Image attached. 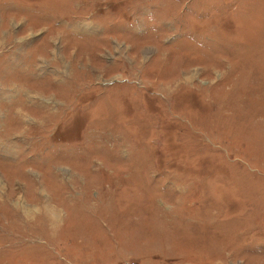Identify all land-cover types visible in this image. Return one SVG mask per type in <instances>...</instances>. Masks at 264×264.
Segmentation results:
<instances>
[{
    "label": "rangeland",
    "instance_id": "obj_1",
    "mask_svg": "<svg viewBox=\"0 0 264 264\" xmlns=\"http://www.w3.org/2000/svg\"><path fill=\"white\" fill-rule=\"evenodd\" d=\"M0 264H264V0H0Z\"/></svg>",
    "mask_w": 264,
    "mask_h": 264
}]
</instances>
